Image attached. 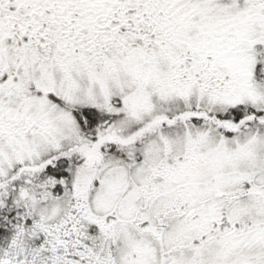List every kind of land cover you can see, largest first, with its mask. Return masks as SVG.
Masks as SVG:
<instances>
[{
	"label": "snow or ice",
	"instance_id": "obj_1",
	"mask_svg": "<svg viewBox=\"0 0 264 264\" xmlns=\"http://www.w3.org/2000/svg\"><path fill=\"white\" fill-rule=\"evenodd\" d=\"M0 264H264V0H0Z\"/></svg>",
	"mask_w": 264,
	"mask_h": 264
}]
</instances>
